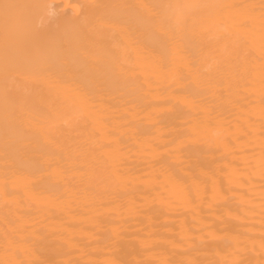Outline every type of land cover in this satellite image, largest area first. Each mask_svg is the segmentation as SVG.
I'll return each mask as SVG.
<instances>
[{
  "label": "bare ground",
  "instance_id": "bare-ground-1",
  "mask_svg": "<svg viewBox=\"0 0 264 264\" xmlns=\"http://www.w3.org/2000/svg\"><path fill=\"white\" fill-rule=\"evenodd\" d=\"M0 264H264V0H0Z\"/></svg>",
  "mask_w": 264,
  "mask_h": 264
}]
</instances>
